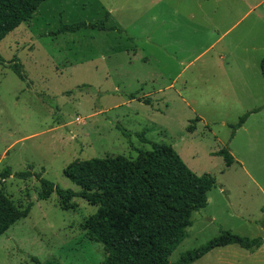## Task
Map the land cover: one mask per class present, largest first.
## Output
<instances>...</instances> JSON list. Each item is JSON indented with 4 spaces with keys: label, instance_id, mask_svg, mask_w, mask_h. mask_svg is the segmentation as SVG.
Listing matches in <instances>:
<instances>
[{
    "label": "rangeland",
    "instance_id": "obj_1",
    "mask_svg": "<svg viewBox=\"0 0 264 264\" xmlns=\"http://www.w3.org/2000/svg\"><path fill=\"white\" fill-rule=\"evenodd\" d=\"M259 1L46 0L0 41V187L17 205L32 202L29 215L0 236V264H36L32 256L62 264L104 261V244L84 228L97 206L75 197L77 206L64 209L56 192L39 198L35 176L16 173L31 170L78 190L64 175L71 162L136 158L151 142L172 145L195 173L216 180L171 263L223 229L264 238ZM105 17L115 29L50 34L61 22ZM14 61L23 64L24 80ZM258 107L232 137L230 124ZM223 147L235 157L230 166L216 153ZM7 168L12 175L2 180ZM191 264H264V245L221 246Z\"/></svg>",
    "mask_w": 264,
    "mask_h": 264
},
{
    "label": "trees",
    "instance_id": "obj_2",
    "mask_svg": "<svg viewBox=\"0 0 264 264\" xmlns=\"http://www.w3.org/2000/svg\"><path fill=\"white\" fill-rule=\"evenodd\" d=\"M44 1L0 0V41L21 23L31 19ZM106 22L107 17L96 22H61L50 34L76 32L89 27L115 29L108 27ZM3 61L0 54V62ZM12 69L25 79L21 62L14 61ZM260 69L264 76V57ZM261 109L247 111L236 123L230 124L232 137L250 114ZM196 120L201 118L193 121ZM194 129V125L187 127L190 132ZM121 130L125 136L133 134L129 130ZM139 137L146 140L141 135ZM151 144V150H139L136 158L120 154L71 162L64 169V175L79 187L78 190L62 188L31 170L16 173V176L22 179L35 176L41 183L39 198L48 199L56 192L64 209L77 206L75 197L97 206V210L84 222V228L91 239L103 243L108 251L106 259L99 264H191L221 246L236 244L255 251L264 245L263 237H249L223 229L217 236L185 251L171 263L170 255L185 239L188 227L193 224L194 211L207 205L208 191L216 185V180L211 175L195 173L172 145ZM216 153L224 158L227 166L235 161L228 147ZM11 175L7 168L1 173V179ZM31 207L32 202L26 207L17 205L0 187V236L18 220L27 217ZM31 258L36 264H62L56 260L41 261L36 256Z\"/></svg>",
    "mask_w": 264,
    "mask_h": 264
},
{
    "label": "crops",
    "instance_id": "obj_3",
    "mask_svg": "<svg viewBox=\"0 0 264 264\" xmlns=\"http://www.w3.org/2000/svg\"><path fill=\"white\" fill-rule=\"evenodd\" d=\"M264 5V0H260L259 2H258V6H263ZM253 7H255V6H252V8ZM254 9V8H253Z\"/></svg>",
    "mask_w": 264,
    "mask_h": 264
}]
</instances>
